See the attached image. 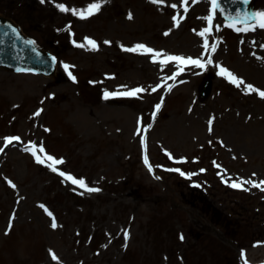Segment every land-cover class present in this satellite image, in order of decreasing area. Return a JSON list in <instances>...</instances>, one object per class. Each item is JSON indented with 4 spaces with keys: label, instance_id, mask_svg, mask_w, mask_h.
Here are the masks:
<instances>
[{
    "label": "rangeland",
    "instance_id": "obj_1",
    "mask_svg": "<svg viewBox=\"0 0 264 264\" xmlns=\"http://www.w3.org/2000/svg\"><path fill=\"white\" fill-rule=\"evenodd\" d=\"M57 2L80 9L93 0ZM253 3L264 10V0ZM187 7L185 16L183 0H107L81 19L53 0H0V14L57 61L51 77L0 69V147L4 137L21 138L0 153V264H264V191L230 186L264 180V98L231 84L217 67L264 90V29L238 33L216 14L209 43H220L202 56L198 33L210 0H188ZM85 37L99 50L78 46ZM137 43L172 55H212L213 64L187 65L175 80L165 79L176 62L162 68L151 53L121 47ZM206 75L213 90L201 100ZM136 87L147 91L104 98L105 90ZM32 143L63 158L59 171L101 191L88 192L38 163ZM177 167L193 175L170 171ZM41 204L54 213L56 228Z\"/></svg>",
    "mask_w": 264,
    "mask_h": 264
},
{
    "label": "snow or ice",
    "instance_id": "obj_2",
    "mask_svg": "<svg viewBox=\"0 0 264 264\" xmlns=\"http://www.w3.org/2000/svg\"><path fill=\"white\" fill-rule=\"evenodd\" d=\"M41 2H44V0H41ZM53 2L56 4V7L60 11H62V12L71 11L72 14L77 15L79 18L87 19V18L91 17L92 15L98 13L101 10L102 5L104 3H106L107 0H93V2L89 3L85 8H80V9H77L75 7L69 9V7L67 5H65L64 3L57 2V0H53ZM150 2L153 4L159 5V4L165 3V0H150ZM193 2H198V0H193ZM243 3L245 5H247L249 3V0H243ZM183 5H184V13L186 16V14L188 12V7H187L188 0H183ZM171 7L175 9L178 7V5L173 3L171 5ZM218 11L224 15V19L226 21V26L234 29L238 33L239 32L256 31L258 28L264 29V10H257L255 12H248V11L239 12L238 11L235 14V16H233L230 13H225V9L221 5L220 0H210V14L201 18V19L206 21L207 26L204 27L202 30H200L198 33V35L201 36L203 38V41H204L203 42V48L205 51L202 54V56L207 54L209 52V49H210L211 53H215L217 51L218 45L220 43L221 38H219V37H217V40L215 43H212V44L209 43V37L213 33V22L216 18V14ZM178 17H179V13L172 17L175 27L180 26L181 21ZM128 18L129 19L132 18L131 12H129ZM9 27H11V25H9ZM220 27H221L220 24H216L215 25L216 31H219ZM69 30H70V27H69ZM12 31L14 33H16L17 36H19V33L17 32V30L15 28H12ZM170 31H171V29H169V31L166 32L165 35H168L170 33ZM193 31H196V30L193 29ZM84 39L87 43L86 44L81 43V44H78V46L86 47V48H88V50H92V51L99 50V44L97 43V41L95 39L90 38V37H85ZM29 43L34 44L35 41H29ZM73 43L76 44L77 41L73 40ZM104 43L110 44L111 41L106 40V41H104ZM121 47L124 48L125 51L139 52L141 54L151 53L152 54L151 59L153 60V62H156L157 60H159V63H160L162 68L165 65H167L169 62L175 61L177 71L174 72L171 77H165V79L175 80L177 75H179L180 73L185 71V66H187V65H194L195 67L200 68V69H207V67L209 65L213 64L212 55H207L206 60L202 59L201 57L194 58L192 56L172 55V54L164 52L163 50H156V49H154V48H152V47H150L144 43H137L135 46L128 47V48H125L123 45H121ZM262 47H264V45H262ZM52 59L55 61L56 57H52ZM262 59H264V58H262ZM63 67L67 71L70 66L68 64H64ZM217 67L219 69L218 75L225 77L231 84L235 85L238 88L241 87L242 85H244L246 92H255V93H258L260 97L264 98V90H261L260 88L255 87L251 83H245V81L242 77H239L234 72H232L229 68L223 66L222 64L217 65ZM17 70L18 71H24V69H17ZM68 75L71 77V79L74 82L76 81V79H77L76 76L73 75L70 71L68 72ZM122 87L127 89V86H122ZM169 90H171V86H169ZM144 91H147V89H145L143 87H136V88H133L131 90H125V91H108V90H105L104 98L108 99L110 97H136V96H138L139 93L144 92ZM153 91H155V88H153ZM162 105H163V100H161L159 103H157L155 105L156 112H159ZM40 111H42V109ZM40 111L36 112L35 115H39ZM154 115H155V113H154ZM213 120H214V117H213ZM209 124H210L209 131L211 132L212 131V128H211L212 120L209 121ZM3 139H4L5 143H4L3 147H0V153H2L4 151V149L9 144H11L13 141H19L21 138L19 136H7V137H4ZM28 150L31 151L32 155L36 158V161L38 163H41V164L46 163L47 166L53 172L59 171V169H57L56 165L64 163L63 158L57 159L55 156L49 155L47 152H45L43 145H40L39 148H37V145L35 143H32L31 148ZM38 153H43L44 158L42 159ZM168 155H169V157H171L172 154L169 152ZM181 159H184V158H181ZM144 162L146 165H148L149 169L151 170L152 165L149 163V159H148L147 154H145V156H144ZM170 171L178 172V173H180V175L186 176L188 178H191V176L193 175V173L185 172L179 167L170 169ZM201 171H205V170L201 169ZM59 174L63 177H66L67 180H70L73 184L79 185L81 188L86 189L88 192H99V191H101V189L98 187H89V185L85 181V179H83V178L77 179L71 173L59 171ZM253 175H255V173H253ZM8 182H9V184L12 185V187H15V184H13L12 181L9 180ZM225 183H229V180H225ZM245 185H252L253 187H257L260 190L264 191V180H260V181L251 180V179L244 180L243 178H241L238 181L232 180L230 183V186L233 188L248 190L245 187ZM81 195H83V193H81ZM40 206L42 208H44V210L47 212L48 216L51 217V227L56 228L58 225H57L56 217H55L54 213L52 211H50L46 205L41 204ZM14 218L15 217L13 215L12 219H14ZM10 229H11V223L9 224V230ZM129 238H130V234L126 232L124 234V239L127 240ZM180 238H181V240H183L184 239L183 235H181ZM125 247H127V245H125ZM51 255H52V258L54 260L59 259L55 252H51ZM242 255H243V253H242ZM245 264H247V261H245Z\"/></svg>",
    "mask_w": 264,
    "mask_h": 264
},
{
    "label": "water",
    "instance_id": "obj_3",
    "mask_svg": "<svg viewBox=\"0 0 264 264\" xmlns=\"http://www.w3.org/2000/svg\"><path fill=\"white\" fill-rule=\"evenodd\" d=\"M220 2L225 13H230L233 16L238 11L251 12L249 3L245 5L243 0H220ZM221 16L224 18L223 14ZM12 28L17 30L19 36L12 31ZM29 41L31 40L22 35L17 25L0 16V68L14 72L41 73L47 76L53 74L55 69L53 56L40 50ZM17 69H24V71ZM209 93L210 83H206L201 90V97L206 98Z\"/></svg>",
    "mask_w": 264,
    "mask_h": 264
},
{
    "label": "bare ground",
    "instance_id": "obj_4",
    "mask_svg": "<svg viewBox=\"0 0 264 264\" xmlns=\"http://www.w3.org/2000/svg\"><path fill=\"white\" fill-rule=\"evenodd\" d=\"M111 99H112V97H110V98H108V99H106L107 101H111Z\"/></svg>",
    "mask_w": 264,
    "mask_h": 264
}]
</instances>
